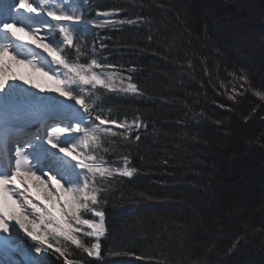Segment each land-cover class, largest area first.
<instances>
[{"label":"trees","instance_id":"obj_1","mask_svg":"<svg viewBox=\"0 0 264 264\" xmlns=\"http://www.w3.org/2000/svg\"><path fill=\"white\" fill-rule=\"evenodd\" d=\"M78 6L65 55L113 65L102 69L121 82L89 85L86 98L126 127L106 124L96 149L107 172L91 175L105 213L98 257L61 238L66 255L39 264H264V0Z\"/></svg>","mask_w":264,"mask_h":264},{"label":"snow or ice","instance_id":"obj_2","mask_svg":"<svg viewBox=\"0 0 264 264\" xmlns=\"http://www.w3.org/2000/svg\"><path fill=\"white\" fill-rule=\"evenodd\" d=\"M47 0H41V6H45ZM24 13L30 15H40V9L34 6L30 0H0V31L5 34H11L15 39L16 31H28L38 40H46V37L38 35L41 32L40 28L27 29L20 22L24 18ZM47 16L56 22V27L62 36L63 43L71 46L74 42L73 32L70 27L63 26L60 22H70V24L82 23L81 16H75L69 13H60L56 11H48ZM97 15L107 16V12H98ZM111 23V21H105ZM47 27H51L50 25ZM46 52L53 57V61L57 66H63L67 73L75 74L79 78V82L83 85L99 84L107 86L105 81L97 74L88 75V69L113 67V65L98 62L92 59L88 65L74 66L67 63L65 60H56L55 46L42 42L40 45ZM11 48L10 44L0 43V56L7 54ZM12 59L17 64L27 63L36 71H42L31 60H22L16 55ZM45 75H49L46 71ZM52 79L53 77H49ZM131 81V76L128 77ZM56 83L64 85V81L58 77L55 78ZM18 85H28L35 88L36 85L29 84V81L22 79L16 75L11 64H5L0 60V110L14 107L21 104L18 96L14 95V90ZM126 93H136L137 85L135 83H128L126 88H122ZM44 92L45 89H39ZM61 96H67L68 99L75 101L77 105L83 110L86 120L85 125H76L72 128H65L63 126H54L47 130L44 143L52 149L64 154L65 156L72 155V159L76 160V165L80 170L79 182H70L67 178L61 180L57 175L50 173L46 168L42 167L38 162L37 157L32 154L33 146L38 143L41 137L37 134L33 140L28 141L23 147L17 145L14 151V163L9 171L4 170V166L0 164V253H4L8 259H11L12 252H20L21 255L27 256V249H30L35 254L43 252H50L56 255L57 259L66 255L64 248L60 246V239L70 241L72 244L82 248L89 257L98 256L101 244L99 242L93 243L91 247H86L81 240L77 239L76 233L82 231V227L87 231L88 237H96L99 239L105 235V213L98 210L99 201L95 194V189L90 187L92 179L89 173H94L99 169L92 166L89 161L93 158L86 153L81 157V152H76L77 144H72L67 147L61 146L58 141L61 139V134L75 132L81 134L82 128L84 130V139L80 140L83 145L87 141V129L91 123L96 120L99 125L111 124L116 128H125L126 126L118 120H106L100 116L94 118L89 113L85 105V100L74 94L71 90H64L60 92ZM139 127V125H137ZM39 132V129L36 130ZM140 139L139 135L135 137ZM121 177L131 178L133 172L129 170L116 169ZM36 188L41 191L40 195L33 193L32 189ZM65 196L68 199H65ZM7 197L12 200L16 206V210L11 212L5 211V200ZM101 200H106V197H101ZM84 212L91 213L90 217L84 216ZM95 218H99L98 222ZM22 234V236H21ZM30 240L31 246H26L23 238ZM12 264H18L17 261H12ZM65 264H68L65 261Z\"/></svg>","mask_w":264,"mask_h":264},{"label":"rangeland","instance_id":"obj_3","mask_svg":"<svg viewBox=\"0 0 264 264\" xmlns=\"http://www.w3.org/2000/svg\"><path fill=\"white\" fill-rule=\"evenodd\" d=\"M30 2L34 3L38 9H40V15H30L24 13V18L21 20V24L24 25L27 29L32 28H40L41 32L38 35L46 37V40H38L33 35H30L28 31H16V36L19 39H15L11 36V34H5L0 31V43L10 44L11 48L7 54H3L0 56V60H3L5 64H11L13 66L14 72L16 75L20 76L22 79L29 81V84L36 85L35 88H31L28 85H18L14 90V95L18 96L21 100V104H17L22 106L26 109L32 107L35 104L43 105V109L50 108V109H63V108H70L73 112L80 113V106L68 99L67 96H61L60 92L64 90H71L74 94L78 95L80 98L85 100V86L79 82V78L75 77V74H69L63 68V66H57L54 61L52 55L46 52L42 47L39 45L42 42H48L55 46L57 50L55 53L56 60L65 59L63 49L65 45L63 43L62 36L59 32V28L56 27V22H53L48 16V11H56L58 14L60 13H69L75 16H80V12L77 5V0H47L45 6H41V0H30ZM108 13L107 16L99 15L100 17H104L107 19L113 18L114 13L111 11H105ZM47 19V20H46ZM65 27H70V22H60ZM51 26L50 28L47 26ZM8 36V40L5 41V37ZM74 36V34H73ZM16 55L17 58L22 60H31L33 61L38 68L42 69V71H36L27 63L24 64H17L16 61L12 59V56ZM47 72L49 75H45L44 72ZM92 74L99 75L105 83H112V82H121V78L116 76L113 72H108L104 70H93ZM89 75V74H88ZM53 77L50 79L49 77ZM58 77L60 80H63L65 83L64 85H59L56 83L55 78ZM125 86L128 85L127 80L124 81ZM99 85V84H98ZM45 89L44 92H40L39 89ZM21 107V109H22ZM63 107V108H62ZM89 110H91L90 106ZM20 107L16 108L19 111ZM58 108V109H57ZM5 110V109H3ZM7 112L9 111L6 109ZM5 110V112H6ZM13 112H16L15 109H12ZM67 111V110H66ZM12 112V113H13ZM12 113H6L9 115L10 119L18 118ZM41 114V113H40ZM40 114L35 115V119H37ZM4 113L2 111V117ZM93 117V115H92ZM5 117H3L4 119ZM94 118V117H93ZM9 119V120H10ZM5 120V119H4ZM86 117L81 118L79 123H75L71 126H63L65 128H72L76 125H85ZM60 126V125H59ZM83 128L81 134H77L74 131L70 133L61 134V139L58 143L61 146H69L72 144H77L76 152L80 153L81 148H83V152L81 153V157L86 153L88 156L92 157L89 152L87 151V147L91 143V136L90 131L87 134V141L85 144L81 145L80 140L84 139L83 135ZM45 137V136H44ZM32 154L37 157L39 163H41L42 167L46 168L50 173L57 175L58 178L64 180L67 178L70 182H79V175L80 170L76 165V160L72 159V155L65 156L64 154L58 152L55 149L50 148L44 143V139H42L33 146ZM93 158V157H92ZM54 159V160H53ZM70 159L73 161H70ZM93 160V159H92ZM91 160V161H92ZM89 161V163H91ZM95 189V194L97 195V188L96 186L90 185ZM33 193L40 195L41 191L39 189L33 188ZM2 195V194H0ZM65 199H68L65 196ZM5 200V211L11 212L16 210V206L12 203V200L4 197ZM84 216L90 217L91 213L84 212ZM98 222L99 218H95ZM83 231H90L86 228L82 227ZM2 235V234H0ZM22 236V234H21ZM22 243L25 241L26 246H31V241L28 240L26 237H22ZM96 238V237H92ZM96 243V242H95ZM47 252V251H46ZM46 252L41 254H35L30 249H27V256H23L20 252H12L10 254L11 259L4 253H0V264H12V261H17L18 264H39L40 258L45 255ZM96 257V256H93Z\"/></svg>","mask_w":264,"mask_h":264},{"label":"bare ground","instance_id":"obj_4","mask_svg":"<svg viewBox=\"0 0 264 264\" xmlns=\"http://www.w3.org/2000/svg\"><path fill=\"white\" fill-rule=\"evenodd\" d=\"M16 108H18V107H14V108H9L8 110V112H7V110H6V112H5V110L3 111V113H4V116L3 117H5L4 119L5 120H9L10 119V117H9V115H6V113H12L13 111H12V109H15V111L16 112H13L12 114L13 115H15L16 117H18V118H27V117H30V115L27 113V112H25V111H23V109L24 108H22L21 109V107L18 109L19 111H17V109ZM40 105H36V106H34L33 108H31V110L34 112H37V111H39L40 110ZM63 108V107H62ZM6 109V108H5ZM63 109H65V110H67V111H71L72 109H70V108H63Z\"/></svg>","mask_w":264,"mask_h":264},{"label":"water","instance_id":"obj_5","mask_svg":"<svg viewBox=\"0 0 264 264\" xmlns=\"http://www.w3.org/2000/svg\"><path fill=\"white\" fill-rule=\"evenodd\" d=\"M83 113V112H82Z\"/></svg>","mask_w":264,"mask_h":264}]
</instances>
